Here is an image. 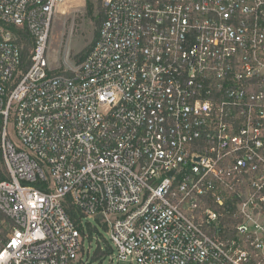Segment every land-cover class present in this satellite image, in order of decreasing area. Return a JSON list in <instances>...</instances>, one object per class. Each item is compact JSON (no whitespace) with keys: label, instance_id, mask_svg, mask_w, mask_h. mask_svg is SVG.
Wrapping results in <instances>:
<instances>
[{"label":"built area","instance_id":"obj_1","mask_svg":"<svg viewBox=\"0 0 264 264\" xmlns=\"http://www.w3.org/2000/svg\"><path fill=\"white\" fill-rule=\"evenodd\" d=\"M65 1L0 0V264L83 258L68 204L118 262L264 264V0H106L62 71Z\"/></svg>","mask_w":264,"mask_h":264},{"label":"rangeland","instance_id":"obj_2","mask_svg":"<svg viewBox=\"0 0 264 264\" xmlns=\"http://www.w3.org/2000/svg\"><path fill=\"white\" fill-rule=\"evenodd\" d=\"M96 3V0H92ZM105 1L103 7L105 8ZM95 11L91 16L87 9V0H66L58 9L53 24V31L50 39L49 59L52 67L58 70H68L69 67H78L77 56L88 50L96 41L99 28L96 25ZM105 238L108 234L104 233ZM97 238L95 237V240ZM100 241V239H99ZM96 243L91 250L86 245L85 252L94 251ZM86 255L79 261H85ZM87 263V262H86ZM104 264H136L118 262L113 254L105 260Z\"/></svg>","mask_w":264,"mask_h":264},{"label":"trees","instance_id":"obj_3","mask_svg":"<svg viewBox=\"0 0 264 264\" xmlns=\"http://www.w3.org/2000/svg\"><path fill=\"white\" fill-rule=\"evenodd\" d=\"M103 2L104 0H96V3L92 0H87V9L89 14L93 16L95 11L98 13L96 17V25L99 28L97 37L106 17ZM13 30L18 36V42L22 49L23 67L28 69L30 63L29 56L31 55V51L34 47V39L27 29L14 27ZM91 49L92 46L77 56L79 62L78 64L85 60ZM67 212L78 225L79 230L87 235V243L90 250L94 243L97 245L94 251L85 252V261H77L75 264H104L105 260L110 258L114 253L111 243L104 236V233H107L108 230L107 225L102 223L100 218H96L95 222L88 220L85 221V216L71 204H68ZM95 237L97 238L96 240Z\"/></svg>","mask_w":264,"mask_h":264},{"label":"water","instance_id":"obj_4","mask_svg":"<svg viewBox=\"0 0 264 264\" xmlns=\"http://www.w3.org/2000/svg\"><path fill=\"white\" fill-rule=\"evenodd\" d=\"M173 174H174V172H171V173H170V176H172Z\"/></svg>","mask_w":264,"mask_h":264}]
</instances>
